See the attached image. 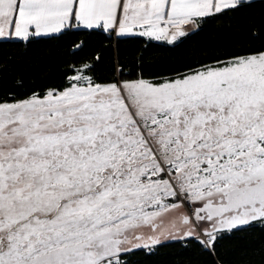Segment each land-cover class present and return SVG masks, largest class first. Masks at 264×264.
<instances>
[{"label": "snow or ice", "instance_id": "snow-or-ice-1", "mask_svg": "<svg viewBox=\"0 0 264 264\" xmlns=\"http://www.w3.org/2000/svg\"><path fill=\"white\" fill-rule=\"evenodd\" d=\"M209 26L211 53L144 63ZM42 43L55 78L27 76ZM13 48L0 264H264V0H0Z\"/></svg>", "mask_w": 264, "mask_h": 264}, {"label": "trees", "instance_id": "trees-1", "mask_svg": "<svg viewBox=\"0 0 264 264\" xmlns=\"http://www.w3.org/2000/svg\"><path fill=\"white\" fill-rule=\"evenodd\" d=\"M220 34L216 31L215 27L209 26L198 36L190 38L184 44L180 45L176 49L153 46L150 47L148 51L144 53V63L146 65H156L157 67H168L171 65L172 61L177 63L187 59L189 56L193 55L194 49H201L211 53L216 42L219 40ZM8 55L13 57L19 56L18 49H9L0 52V61ZM61 58V51L55 46H51L47 43H42L33 47L29 52L28 56L24 59L30 62V69L27 71V76H38L41 79L55 78L57 75L58 60ZM2 67V64H0ZM25 69V64L20 63L16 65L15 71H22ZM150 70V69H146ZM26 82H30L27 81ZM239 241L227 242L225 244L226 258L232 259V253L229 251ZM165 255L173 253L176 249L168 248L162 250ZM189 255H193L189 253Z\"/></svg>", "mask_w": 264, "mask_h": 264}]
</instances>
